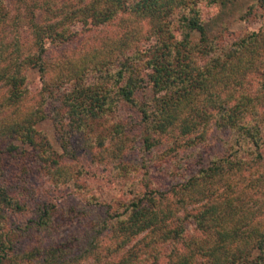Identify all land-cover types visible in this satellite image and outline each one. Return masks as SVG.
I'll use <instances>...</instances> for the list:
<instances>
[{
  "label": "trees",
  "instance_id": "1",
  "mask_svg": "<svg viewBox=\"0 0 264 264\" xmlns=\"http://www.w3.org/2000/svg\"><path fill=\"white\" fill-rule=\"evenodd\" d=\"M5 2L0 0V27L9 15ZM216 3L90 0L76 8L54 9L47 2L40 22H35L34 12L26 18L35 49L32 54L22 57L17 40L10 51L1 45L0 264L75 263L73 247L66 240L56 247L14 254L10 234L3 232L8 214L24 210L19 196L31 197L28 168L44 173L56 185L75 181L61 155L35 130L45 118V104L33 111L21 108L29 93V68L41 74V103L56 97L54 91L58 93L55 117L60 119L55 123L62 155L72 156L69 133L89 134L100 123H108L116 135L124 134L121 106L138 112L142 141L148 148L165 138L170 144L196 147L200 158L202 149L220 144L208 154L203 168L183 172V183L172 190V199L144 193L126 203L119 216H109L127 238L149 234L142 249L144 255L153 254V264H160V250L165 246L171 249L163 256V264H264V24L231 44L219 45L217 38H208L202 17V9ZM125 16L133 18L128 32L118 39L102 37L98 47L58 65L48 82L47 52L75 38L79 31L73 26L81 24L99 34ZM247 16L263 20L264 0H256ZM138 26L145 29L144 34ZM259 73L262 80L253 90L249 78ZM142 90L152 92L148 103L136 98ZM16 142L32 151H20ZM188 157H196L195 151ZM47 205L37 206L36 226L57 229ZM133 250L110 264H134Z\"/></svg>",
  "mask_w": 264,
  "mask_h": 264
},
{
  "label": "rangeland",
  "instance_id": "2",
  "mask_svg": "<svg viewBox=\"0 0 264 264\" xmlns=\"http://www.w3.org/2000/svg\"><path fill=\"white\" fill-rule=\"evenodd\" d=\"M88 1L90 0H6L9 15L7 22L0 27V50L1 45H7L10 51L11 44L17 40L22 57L35 51L32 48L31 29L26 18L31 16L29 13L34 12L35 22H40L39 19L42 20L45 16L44 6L47 2L56 9L62 5L76 8ZM255 2L256 0H217L215 6L203 8L202 17L208 38H217L219 45L231 44L248 31L262 27L264 19L244 17L248 8ZM244 18L248 20L244 21ZM132 19L130 16H125L122 22L111 23L112 25L102 29L99 34L92 28L86 31L81 24L73 26L72 29L79 31L78 35L67 43L51 46L47 52L45 63L48 68L45 77L47 76L48 82L49 79L52 82L55 77V68L58 65L77 59L83 51L98 47L102 37L118 39L123 36L131 29L127 26L130 24L128 21ZM135 21L134 19L133 25L137 23ZM138 29L144 34V28L138 26ZM262 74L249 78L253 83V90L262 80ZM26 76L29 93L21 108L33 111L45 104L42 109L45 118L35 125V130L46 139L58 156L61 155L62 164L70 169L75 181L70 185H56L44 173L36 169L31 172L28 168L30 172L28 187L32 190L31 197L19 196L24 210L9 213L3 224V232H9L13 242L10 246L12 253L29 252L44 246L56 247L66 240L73 247L74 264L119 262L126 258L134 247L135 251H131L134 264H153V254L144 255L142 249L145 243L143 239H148L146 236L149 234L144 232L127 238L120 231V226L110 221L109 216L111 214L119 216L126 203L144 193H155L156 196L165 194L172 199V190L183 183L180 179L184 176L183 172L186 175L187 172L194 173L199 168H203L208 154L216 152L220 144L216 142L212 148L202 149L204 156L200 158L198 155L201 151L198 152L199 149L196 150V147L187 148L179 144H170L165 138H159V141L154 142L153 147L148 148L142 141L143 127L138 112L133 107L121 106L119 113L126 125L124 134L116 135L108 123H100L89 134L69 133L67 140L72 156L62 155L63 151L58 141L60 134L55 123V120L60 119L55 117L60 106L58 93L54 91L56 97L41 103V92H43L41 74L37 68H29ZM249 86L250 83L247 82L246 87ZM136 98L140 102L148 103L152 98V92L142 90L137 93ZM15 144L20 151H32L28 145L17 142ZM191 151H195L196 157H188ZM188 159L190 160L186 163ZM15 195L17 194H14L16 198ZM39 204H48V208L54 214L53 219L57 229L37 228ZM186 205L192 207L188 203ZM104 220L107 221L106 226L105 223L102 224ZM170 249L168 246L159 249L160 264L166 261L163 256H166Z\"/></svg>",
  "mask_w": 264,
  "mask_h": 264
}]
</instances>
